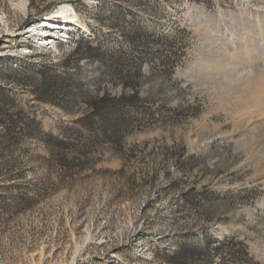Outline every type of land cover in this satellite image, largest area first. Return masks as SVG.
<instances>
[{"label": "rangeland", "instance_id": "obj_1", "mask_svg": "<svg viewBox=\"0 0 264 264\" xmlns=\"http://www.w3.org/2000/svg\"><path fill=\"white\" fill-rule=\"evenodd\" d=\"M0 89V264H264V0H0Z\"/></svg>", "mask_w": 264, "mask_h": 264}, {"label": "trees", "instance_id": "obj_2", "mask_svg": "<svg viewBox=\"0 0 264 264\" xmlns=\"http://www.w3.org/2000/svg\"><path fill=\"white\" fill-rule=\"evenodd\" d=\"M89 49H92V47H89ZM42 71L44 73H48L50 70L48 69V67H45V68H43ZM44 80L47 81V79L45 78V75H44ZM47 86L49 87L50 85L49 84L48 85L45 84L43 86V88H41L39 90L40 91L39 93L44 94V93H47V91H50V88H48ZM3 91H5V90H3ZM39 100L42 101V102H47V101H49V98H48V96L46 97V95H44V97L43 96L42 97L39 96ZM0 123H1V126L3 127L4 126L3 122H0ZM36 124H37V122H36L35 119L29 120L28 122H24V120H23V121L17 123V127H18L20 132L22 131L21 133H23V132L26 133L27 131H30L31 127L36 126ZM37 125H39V124H37ZM29 135L31 136V131L29 132ZM3 137L5 138V140H3L4 139ZM12 137L13 136H12L11 132L8 131V130H6L5 133L4 132H0V139L2 138V143H8V142L14 141L13 140L14 137L13 138ZM183 249H184L183 251H185V252H182L181 254L186 256V257L187 256H190V257L194 256V254H201V252H202L200 250L199 246H188V245H185V246H183ZM190 257H188V259H190Z\"/></svg>", "mask_w": 264, "mask_h": 264}, {"label": "bare ground", "instance_id": "obj_3", "mask_svg": "<svg viewBox=\"0 0 264 264\" xmlns=\"http://www.w3.org/2000/svg\"><path fill=\"white\" fill-rule=\"evenodd\" d=\"M27 7V4H26V2L24 3V8L25 9H27L26 8ZM71 13L73 14V16H71ZM64 17L65 19H67L68 21H74L76 18V16H75V13H74V11H73V9L71 8V7H69V6H61L56 12H55V18H57V17ZM34 31H38V30H36V29H34L33 30V32ZM228 38V37H227ZM228 40V39H227ZM233 40V39H232ZM45 42V41H44ZM233 42V41H232ZM263 42V41H262ZM239 43V42H238ZM241 43V42H240ZM255 43V42H254ZM244 48V47H243ZM244 50V49H243ZM251 50V49H250ZM27 52V51H26ZM254 52H255V50H254ZM26 54V53H25Z\"/></svg>", "mask_w": 264, "mask_h": 264}]
</instances>
